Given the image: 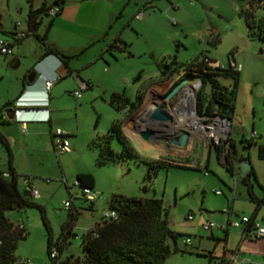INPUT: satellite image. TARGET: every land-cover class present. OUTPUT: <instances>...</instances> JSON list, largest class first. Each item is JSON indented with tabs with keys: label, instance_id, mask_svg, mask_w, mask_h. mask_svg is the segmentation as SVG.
Listing matches in <instances>:
<instances>
[{
	"label": "rangeland",
	"instance_id": "obj_1",
	"mask_svg": "<svg viewBox=\"0 0 264 264\" xmlns=\"http://www.w3.org/2000/svg\"><path fill=\"white\" fill-rule=\"evenodd\" d=\"M54 1L0 0V36L12 39V30L26 29L25 14L29 8L41 4L52 6ZM56 7L59 11L54 15L40 13L36 32L41 34L52 17L44 42L70 55L67 64L77 70L81 78H88L91 86L83 89L78 98L71 95L62 98L61 105L67 110L58 121L61 128L70 133V152L56 153L41 136L39 141L32 138L23 148H13L11 164L17 174V186L22 189L26 177L38 191L39 196L32 198L42 206L53 240L58 238L61 226L70 222V233L62 243L60 258L83 257L80 235L108 210L107 199L117 192L162 199L170 228L180 233L176 240L178 249L172 250L163 264H215L216 254L223 244L222 231L214 228L218 238L210 237L208 231L199 227L204 219H213L219 224L230 209L232 217L255 213L254 219L264 225V201L256 208L249 199L245 184L240 180L243 172L237 165L239 158L248 162L247 169L254 175L250 177L251 190L261 197L264 158L257 154V145L264 141V43L256 36L255 27L248 28L238 12L250 10L254 19L264 18V0H61ZM16 22L18 25L14 27ZM116 35L126 43L125 47L108 50L107 43ZM22 43L27 57L20 59L19 68L29 62V53L43 49L32 34L26 35ZM13 49L18 53L19 44L14 43ZM203 57L223 65L232 57L240 64L224 139L227 142L228 136L232 143L231 171L225 168L221 155L216 156L211 138L194 137L183 147L168 141L170 136L185 131L178 126L180 117L173 112L175 105L183 102L184 88L192 90L194 99L186 104L192 102L195 110L197 90L201 89L200 94L205 99L208 85L201 87L199 83L195 87L192 82L197 77H194L179 93L165 99L164 94L182 73L179 70L163 75V72L179 69ZM62 80L61 83L66 84L68 74ZM230 81L229 77L220 78L225 86ZM145 89L147 100L152 97L153 102L162 101L172 119L156 122L159 130L153 141L136 135L143 143L141 148L134 141L133 133L145 127L143 124L148 120L143 114L153 106L150 103L142 106L146 99L143 98L136 108L127 104L114 108L108 98L114 92L133 99L135 90L143 92ZM169 103H172L170 107ZM125 115L122 131L129 130L128 120L127 135L132 137L134 149L147 159L162 160L151 177L146 176V163L132 158L111 159L103 164L95 162L98 149L91 141H100L110 124L114 121L120 124ZM199 118L205 126L209 123ZM251 130L255 132V141L250 140ZM200 131L207 132L205 128ZM248 141L251 142L248 144ZM109 144L113 150L119 149L114 137H110ZM5 167L6 151L0 145V168ZM77 171L93 176L95 198L91 204L80 197V188L73 183ZM63 200L69 201V206L64 207ZM73 208L75 213L71 217L69 213ZM4 214L10 222L22 223L25 228V235L16 241L15 256L24 258L26 264H49L39 210L26 206L7 209ZM186 214L192 219H187ZM238 233L239 227L229 226L227 244L236 242ZM186 236L188 244L181 240ZM249 244L258 253L250 255V262L244 264L260 262L264 239Z\"/></svg>",
	"mask_w": 264,
	"mask_h": 264
},
{
	"label": "trees",
	"instance_id": "obj_2",
	"mask_svg": "<svg viewBox=\"0 0 264 264\" xmlns=\"http://www.w3.org/2000/svg\"><path fill=\"white\" fill-rule=\"evenodd\" d=\"M60 1L55 0L56 4ZM48 7L50 6L41 4L36 8H29L26 11L25 36L32 34L36 37L43 47L39 53L40 56L51 54L62 64H65L70 55L62 52L54 45L44 42L46 31L52 21V17L48 20L41 34L36 32V28L41 20L40 13H46ZM238 13L242 16L245 25L248 28L255 27L256 36L262 39L264 18L254 19V15L250 10L241 9ZM10 33L12 34V31ZM116 41L118 42L116 43ZM125 45L126 43L116 35L107 43V49L111 50L113 47L121 49ZM228 59H232V57ZM228 59L226 65L221 64L220 66L209 63L211 60L203 57L201 60L187 62L179 69L173 68L168 72H163V75H169L174 71L180 70L182 73L181 77L185 75H188L190 79L197 77L201 87L205 84L208 85V94L204 99L200 94L201 89L197 90L195 96L196 113L207 115L216 114L229 118L233 109L238 82V69L229 65ZM226 77H229L231 80L228 86L220 82V78ZM141 100L142 93L139 91L135 93L133 99L112 92L108 98V103L114 108H119L122 104L136 108ZM110 137H114L117 140L119 144L118 150H113L110 147ZM226 141L228 147L223 152L222 162L225 168L231 171L232 156L230 150L232 149V143L228 139V136L226 137ZM250 142L248 141V144ZM0 145L6 151V167L0 168V264L16 263L18 259L14 254L16 241L25 235V229L22 226L18 223L13 224L8 220L4 214L5 210L26 206H33L39 210L40 218L45 229V251L49 264H163L164 258L172 250L178 249L176 240L180 233L170 228L167 220V209L164 207L160 197L125 195L113 192L107 199L108 210L105 211L112 210L114 216L106 217L102 213L100 219L80 235V243L84 250L83 257L81 259L69 256L60 258L62 243L65 240V236L70 233V222H66L61 226L58 238L53 240L46 223L42 206L35 202L31 195L23 194V191L28 192L24 187L21 189L17 186V174L11 165V153L5 137L1 134ZM91 145L97 146L98 151L95 162L98 164H103L111 159L132 158L135 161L146 163L147 177H151L157 168L162 165L161 159H147L142 157L134 149L128 137L120 128V124L115 121L110 124L108 132L103 138L100 141L92 140ZM212 145L215 149L216 156H218L221 152V147L218 144L212 143ZM257 154L264 158V141L257 145ZM250 177H254V175L250 169H246L243 171L240 180L245 184L248 197L255 203L257 208L264 201V191L261 197L255 196L251 190ZM73 183L80 188V197L83 200H87L81 196V189L87 187L93 190L92 174L89 172H77L74 175ZM93 199L87 201L91 204ZM74 213L75 209L73 208L69 216L72 217ZM51 249L55 251L53 255H50ZM207 256L210 258L209 252Z\"/></svg>",
	"mask_w": 264,
	"mask_h": 264
},
{
	"label": "crops",
	"instance_id": "obj_3",
	"mask_svg": "<svg viewBox=\"0 0 264 264\" xmlns=\"http://www.w3.org/2000/svg\"><path fill=\"white\" fill-rule=\"evenodd\" d=\"M23 38L24 37L15 40L12 37V39H9L11 40L12 53L8 55H0V134L5 137L10 153L11 150L15 147L17 148L25 147L26 143L31 141L32 138L33 140L36 138V140L34 141H39L41 136L46 138L48 144L50 143L52 145V131L56 127L59 128L62 127L60 126L58 119L61 113L67 110L66 106L61 105L62 98H65V96L68 97V95L73 96L71 91L76 87L78 81L81 79L88 80L90 82L89 86L85 89H88L91 86V81L88 78H81L77 70H73L67 63L62 64L55 56L51 54L40 56L39 55L40 52L36 50H33L34 52L31 54L29 53V57H28L29 62L25 66L19 68L21 61L20 59L23 57H27V52H25L26 51L25 46L22 43ZM14 43L19 44L20 50L18 53H16L15 50L13 49ZM209 63H218V62L216 60H211L209 61ZM31 73L34 74L32 75ZM28 74H30V76L32 75L31 78L33 82L30 84L26 80V76ZM65 74H68V81L66 84L64 83L62 84L61 83L63 82L62 77ZM45 79L52 80V84L50 85L48 90H44L43 88V81ZM60 86H62V88H60ZM23 90H26L23 98H26L27 100L30 101V103H34V104H27L20 106L16 105L15 101ZM137 91L139 90H135L134 95ZM145 92L146 89L143 92H141L142 99L146 98L145 101H143L144 103L142 106L146 105L147 103H150L152 106H154L159 102V101L153 102L151 99L152 97H150L148 101L147 97L145 96ZM66 93L68 94L66 95ZM8 108L15 109L14 116L11 119L5 118L3 114V111ZM126 110L128 112V108ZM126 116L127 115H125L123 120L120 122L121 129H122L121 125L123 121L124 122L126 121L124 120ZM126 123L128 125V129L130 130L128 120ZM128 131H126V133L123 131L126 136H128L127 134H129ZM67 133H68V138L70 139V133L68 131ZM136 135H138L140 139L145 140L140 137L138 132L133 133V139L136 137ZM128 137L131 143L130 139H132V137L130 136ZM134 141L137 143V145H139V147H141L140 145L143 144L142 142H139L136 138L134 139ZM190 143H191V138L189 134L188 145ZM208 149L209 148H207V150ZM70 150H71V144H70ZM207 156H208V152H206L205 159L208 158ZM11 161H12V154H11ZM77 172H82V171H77ZM22 183L24 188L29 185L31 186L28 179ZM93 186H94V179H93ZM228 211L230 214L231 213L230 209H228ZM254 215L255 213H253L251 216L248 217L251 220L257 221L260 225H262L258 220L254 219ZM227 219H228V215L224 219V221L219 224L214 220V222L217 224V226L214 228H219V230L222 231V239H223L221 250L218 254H216L218 258L215 260V264L220 260H224L226 264H244L250 262V255H252L253 253L257 254L258 251L256 252V250L251 248L252 245H250L249 242L256 241L258 239H264V237L257 239H249L246 237L243 238L241 237V227L238 226L239 227L238 240L236 242H233V244L232 243L227 244V229L229 226H226L225 228H221V225L226 224ZM21 225L24 228V225L22 223ZM214 228H211L210 230H208V232L210 237L214 236L217 239L218 237L215 236L217 234L213 232ZM212 250L214 251V248ZM230 250L236 252L235 254L236 260L228 262L225 257V251H230ZM259 253L261 255V260L260 262H255L254 264L264 263V251ZM242 258H245L246 260L242 261L241 260ZM26 263L27 262L23 264Z\"/></svg>",
	"mask_w": 264,
	"mask_h": 264
},
{
	"label": "built area",
	"instance_id": "obj_4",
	"mask_svg": "<svg viewBox=\"0 0 264 264\" xmlns=\"http://www.w3.org/2000/svg\"><path fill=\"white\" fill-rule=\"evenodd\" d=\"M56 11H58V8L56 7V5H52L50 7H48L46 9V13L49 15H52L53 13H55ZM18 25L17 22L14 24V27ZM26 34V29H14L12 30V37L15 40H18L22 37H24ZM263 34V43H264V29L262 31ZM264 46V44H263ZM12 53V45H11V40H9L8 38H4L0 36V55H8ZM228 63L229 65L233 66L234 68L238 69L240 64L235 62L234 59H228ZM211 64H218L221 66L220 63H211ZM199 79H196L195 81H193L192 83H200ZM188 83V82H186ZM191 83V84H192ZM52 84V80L51 79H45L43 81V88L44 90H48L50 85ZM90 82L88 80H84L81 79L78 81L76 87L71 91L72 95L75 98H78L80 96V92L87 88L89 86ZM195 114H197L199 117H202L204 121H212L213 117H216L217 120H219V125L216 124L215 127L211 128V132L207 133L205 131H203V136L202 138H211L212 139V143L213 144H218L221 147V152L219 153L218 157L221 155V157H223V152L227 149V142H224L225 139V135L227 132V128H228V119L226 117H222L216 114H211V115H207V114H198L196 113L195 110H193ZM225 129L224 134H222V130ZM180 133V132H179ZM179 133H177L176 135H179ZM250 140L251 141H255L256 140V136H255V132L254 131H250ZM52 146H53V150L56 153H61V152H68L70 151V144H69V138H68V133L67 131H65L64 129H61L59 127H56L53 129L52 131ZM4 174H6L4 172ZM27 179H24L23 182H25ZM25 189L28 191L29 195H31V197L36 198L39 196L38 191L32 187V186H26ZM214 192H218L217 190H214ZM81 196L87 200H92L95 197V192L87 187H84L81 189ZM63 206L67 207L69 205V201L67 200H63ZM227 215H228V219L226 224L221 225V228H225L226 226H234V227H241V237H246L249 239H257V238H261L264 237V226L260 225L257 221H253L250 220L249 217L245 216V215H240L238 216L237 214L232 217L231 213L229 214V211L227 210ZM103 215L104 216H114V212L112 210L109 211H103ZM186 218L187 219H191L192 216L190 214H186ZM20 226L21 223H18ZM217 224L214 222V220L212 219H206L204 221H202L200 223V229H202L203 231H208L211 228L216 227ZM182 242L184 244H188L189 243V238L188 237H184L181 239ZM54 250L51 249L50 251V255L54 254ZM235 251H225V257L227 259L228 262L231 261H235ZM242 261H245V258L241 259ZM26 260L24 258H18L16 261V264H23L25 263ZM216 264H226V262L224 260H220L218 261ZM264 264V263H263Z\"/></svg>",
	"mask_w": 264,
	"mask_h": 264
},
{
	"label": "bare ground",
	"instance_id": "obj_5",
	"mask_svg": "<svg viewBox=\"0 0 264 264\" xmlns=\"http://www.w3.org/2000/svg\"><path fill=\"white\" fill-rule=\"evenodd\" d=\"M188 83H184L182 86H180V88H179V90H178V93L180 92V90L184 87V86H186ZM195 87H197V85H198V83H194L193 84ZM184 95H183V102H180V103H178L174 108H173V112H176V114L178 115V117H180L181 118V120H180V118L178 119V121H179V123H178V126L180 127V128H182L181 130H185L187 133L189 132L190 133V136H191V139L193 140V138L194 137H202V132L200 131L202 128H205L206 129V131L209 133L210 131H209V129L211 128H208L207 127V125H213V127H215L216 126V124L217 125H219V120H217V118L216 117H213L212 118V121H209V123L208 124H206V126L203 124V123H201V121H200V118L194 113V108H193V103L191 102V103H187L186 104V102H189L191 99H193V92H192V90L190 89V88H188V87H185L184 88ZM159 103V102H158ZM157 103V104H158ZM156 104V105H157ZM171 104L172 103H170L169 104V107L171 106ZM155 106V105H154ZM153 106V107H154ZM153 107H151L150 109H152ZM168 107V108H169ZM179 107H181L182 108V110L180 111V109H178ZM149 109V110H150ZM178 109V110H177ZM148 110V111H149ZM166 110H168V109H166ZM169 112V111H168ZM134 115V114H133ZM144 115V117L146 118V120H148V122H144V126L146 127H144V128H142V129H137V131H140V130H143V129H145V130H151L152 131V134L151 135H149V138H154L155 139V136H156V134H158V130H159V125L158 124H156V122L157 123H159V121H152V122H150V120L148 119V117H147V113L146 114H143ZM171 116H170V119H169V121H171ZM195 119H197V122H195ZM182 121H183V123H182ZM155 123V124H154ZM200 123V124H199ZM157 125V126H156ZM162 126H165L164 124H161ZM194 125L196 126V128L194 127ZM128 126V125H127ZM148 126V127H147ZM143 127V126H142ZM187 127V128H186ZM149 128H151V129H149ZM152 129H156V131H154V130H152ZM161 129V128H160ZM224 132H225V129H223L222 130V134H224ZM189 133H188V136H187V145H188V139H189ZM160 134V133H159ZM166 135H168V134H166ZM165 135V136H166ZM167 137V136H166ZM162 139H164V138H162Z\"/></svg>",
	"mask_w": 264,
	"mask_h": 264
},
{
	"label": "water",
	"instance_id": "obj_6",
	"mask_svg": "<svg viewBox=\"0 0 264 264\" xmlns=\"http://www.w3.org/2000/svg\"><path fill=\"white\" fill-rule=\"evenodd\" d=\"M52 4L55 5L56 2L54 1ZM31 74L33 75L34 73H31ZM32 75L30 76V74H28L26 76V80L29 84L33 82L31 78ZM189 80H190V77L188 75L182 76L179 79H177L175 83L170 87V89L164 94V98L170 99L174 93L178 92L180 86H182L184 83L188 82ZM161 104H162V101L159 102L157 105H155L152 109H150L147 112V117L150 120V122L152 121L165 122L170 119V115L161 108ZM14 113H15V109H11V108H8L3 111L4 117L7 119L13 118ZM227 119L229 121V118ZM138 134L143 139H152V141L155 140L154 138H149V135L152 134L151 130L143 129V130L138 131ZM187 136H188V133L186 131H181L179 135L170 136L168 141L169 143L173 145L183 147L187 142ZM237 165L239 166V169L243 172L247 169L248 162L244 158H239L237 160ZM23 194L28 195L29 193L26 191H23Z\"/></svg>",
	"mask_w": 264,
	"mask_h": 264
},
{
	"label": "clouds",
	"instance_id": "obj_7",
	"mask_svg": "<svg viewBox=\"0 0 264 264\" xmlns=\"http://www.w3.org/2000/svg\"><path fill=\"white\" fill-rule=\"evenodd\" d=\"M25 91L26 90H23L21 94L18 96V98L16 99L15 101L16 105L20 106V105L34 104V103H30V101L27 100L26 98H23Z\"/></svg>",
	"mask_w": 264,
	"mask_h": 264
},
{
	"label": "flooded vegetation",
	"instance_id": "obj_8",
	"mask_svg": "<svg viewBox=\"0 0 264 264\" xmlns=\"http://www.w3.org/2000/svg\"><path fill=\"white\" fill-rule=\"evenodd\" d=\"M174 83H175V81H174ZM174 83H173V84H174ZM173 84H172V85H173ZM172 85H171V86H172ZM169 104H170V103H169ZM168 106H169V105H168ZM161 108L166 112L165 104H164L163 102H162V104H161Z\"/></svg>",
	"mask_w": 264,
	"mask_h": 264
}]
</instances>
